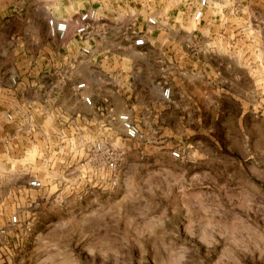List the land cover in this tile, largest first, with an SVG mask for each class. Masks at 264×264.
<instances>
[{"label": "rangeland", "instance_id": "374dc122", "mask_svg": "<svg viewBox=\"0 0 264 264\" xmlns=\"http://www.w3.org/2000/svg\"><path fill=\"white\" fill-rule=\"evenodd\" d=\"M198 1L0 0V264H264V0Z\"/></svg>", "mask_w": 264, "mask_h": 264}, {"label": "built area", "instance_id": "2783aa9c", "mask_svg": "<svg viewBox=\"0 0 264 264\" xmlns=\"http://www.w3.org/2000/svg\"><path fill=\"white\" fill-rule=\"evenodd\" d=\"M208 4H209V0H199L198 1L197 8L195 9L193 16H192L193 20L198 21L201 18L202 11L205 7L208 6ZM93 14L94 13H91V12L80 13L79 15L74 16V19H70V20L55 21L52 18H48L46 22H47V25L52 35H56V36H59L60 38H63L70 29L72 30L75 36L79 37L80 39L83 38L84 39L83 41L86 43V41H88L90 37L89 25H90L91 20L93 19V16H94ZM147 22L150 26H153L156 24V21L153 18H147ZM131 44L136 49L143 48L146 45L144 35L137 33L136 35L132 36ZM80 51L82 55L86 57L90 56L92 54V46L87 44L81 47ZM85 88H86L85 83H79L75 87L76 91H84ZM168 94H169V90H165L163 95L168 96ZM82 101L86 105H89V106L91 105L90 97H85L82 99ZM7 118L11 120L10 115H8ZM118 119L121 122L122 129L124 130V133L126 134V136L131 139L135 138L137 136L138 130L133 124L130 123L128 116L121 115L118 117ZM172 156L175 158H178L179 153L173 152ZM108 165L110 167H113V163H109ZM28 186L33 189H40L42 187L41 181L37 179L30 180L28 182ZM18 224H19V221L17 217L16 216L11 217V219L9 220V226L14 227Z\"/></svg>", "mask_w": 264, "mask_h": 264}, {"label": "crops", "instance_id": "0c3cea01", "mask_svg": "<svg viewBox=\"0 0 264 264\" xmlns=\"http://www.w3.org/2000/svg\"><path fill=\"white\" fill-rule=\"evenodd\" d=\"M76 84H77V82H72V83L70 84V88H72V86H74V85H76ZM84 92H85V91H84ZM91 98L93 99L94 96L92 95ZM79 101H80V100H79ZM80 102H81L82 106H85V107H86V105L84 104V102H83L82 100H81ZM75 115H76V120L79 121V119H80L79 116H80V115H79V114H75ZM17 129H18V128H17Z\"/></svg>", "mask_w": 264, "mask_h": 264}]
</instances>
